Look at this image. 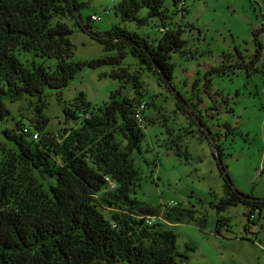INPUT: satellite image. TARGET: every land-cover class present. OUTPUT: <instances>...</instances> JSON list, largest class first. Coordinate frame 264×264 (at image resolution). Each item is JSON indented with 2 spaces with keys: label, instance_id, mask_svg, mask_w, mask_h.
<instances>
[{
  "label": "trees",
  "instance_id": "1",
  "mask_svg": "<svg viewBox=\"0 0 264 264\" xmlns=\"http://www.w3.org/2000/svg\"><path fill=\"white\" fill-rule=\"evenodd\" d=\"M167 1L119 0L114 6L123 24L143 27L157 21L159 36L154 39L120 25L108 32L95 31V16L84 20V3L78 0H0V118L10 115L4 99L34 103L29 124L21 119L13 129L6 128L11 146L0 147V264H177L187 260L177 249V234L159 221L161 217L165 223L194 220V210L150 206L140 200L141 177L134 162L146 138L143 122L149 117L145 112L153 105L144 98L142 76L152 74L160 87L172 93L176 90L174 55H185L188 46L184 35L189 26L173 22ZM170 1L175 7L182 2ZM144 10L146 15L140 16ZM75 31L88 34L113 54L74 62L71 36ZM259 32L264 33V27ZM257 44L255 61L263 48ZM22 52L54 63L22 61ZM129 56L137 68L125 65ZM255 61L221 65L210 69V75L244 69L250 77L258 72ZM103 66L111 67L109 78L120 82L109 101L93 107L81 93L64 110L66 122L74 127L58 135L50 133V119L45 115L48 93L67 88L86 67ZM129 89L133 96L126 93ZM175 95V111L191 125L198 124L200 130L193 131L213 148L224 182L217 210L242 204L248 222H255L264 214V200L234 186L219 140L196 113V104ZM226 223V219L218 221V232Z\"/></svg>",
  "mask_w": 264,
  "mask_h": 264
},
{
  "label": "rangeland",
  "instance_id": "2",
  "mask_svg": "<svg viewBox=\"0 0 264 264\" xmlns=\"http://www.w3.org/2000/svg\"><path fill=\"white\" fill-rule=\"evenodd\" d=\"M78 1L84 3V20L90 16L100 18L92 23L95 31L108 32L120 25L142 36H159L155 20L143 27L123 24L114 12L119 0ZM166 6L174 14L173 22L189 26L184 35L188 46L185 55H174L176 90L172 93L160 87L152 74L142 76L146 85L144 98L153 105L145 112L149 120L143 122L146 138L142 152L134 156L141 177L137 197L150 206L179 205L194 210V220L165 223L161 217L159 221L177 234V249L188 256L177 264H264V214L249 223L248 211L242 204L217 210L224 197V182L213 148L209 140H200L199 133L193 131L200 130L198 124L191 125L175 111V93L193 100L205 127L219 140L225 153L222 161L234 186L248 196L264 200V33L259 32L264 27V0H182L178 7L168 0ZM146 13L144 10L140 16ZM66 22L74 28L71 21ZM71 40L74 62L113 54L83 32L75 31ZM256 40L263 45L258 61L255 56L260 46ZM20 59L46 66L54 63L24 52ZM244 59L247 63L255 61L258 72L250 77L244 69L235 74L210 75L212 68L235 66ZM134 64L131 56L125 60V65L133 69L137 68ZM111 71L108 66L94 70L86 67L67 88L49 92L45 110L50 119L48 131L58 135L74 127V123L66 122L64 110L81 93L93 107L109 101L111 92L120 86L119 81L109 78ZM132 92L129 89L126 93L133 96ZM3 103L10 115L0 118V147L8 148L11 143L4 130L13 129L21 119L28 125L34 116V103L32 99L16 103L4 99ZM224 219L227 223L218 232L217 223Z\"/></svg>",
  "mask_w": 264,
  "mask_h": 264
},
{
  "label": "built area",
  "instance_id": "3",
  "mask_svg": "<svg viewBox=\"0 0 264 264\" xmlns=\"http://www.w3.org/2000/svg\"><path fill=\"white\" fill-rule=\"evenodd\" d=\"M93 19H94V20H97V21H99V20H100V18H98V17H93ZM142 108H143V107H142ZM33 138H34V139H37V138H39V133H38V132H35V134H34V137H33ZM152 221H153V220H151V219H149V218H148V221H147V222H148L149 224H152Z\"/></svg>",
  "mask_w": 264,
  "mask_h": 264
},
{
  "label": "water",
  "instance_id": "4",
  "mask_svg": "<svg viewBox=\"0 0 264 264\" xmlns=\"http://www.w3.org/2000/svg\"><path fill=\"white\" fill-rule=\"evenodd\" d=\"M78 16V14H76ZM78 19H80V17L78 16ZM260 199V198H259ZM262 200V199H261ZM263 201V200H262Z\"/></svg>",
  "mask_w": 264,
  "mask_h": 264
}]
</instances>
